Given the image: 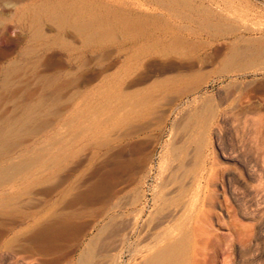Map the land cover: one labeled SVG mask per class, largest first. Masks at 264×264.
Listing matches in <instances>:
<instances>
[{
  "label": "rangeland",
  "instance_id": "rangeland-1",
  "mask_svg": "<svg viewBox=\"0 0 264 264\" xmlns=\"http://www.w3.org/2000/svg\"><path fill=\"white\" fill-rule=\"evenodd\" d=\"M41 1L0 0V169L16 171L0 174V264H77L97 238L99 264H127L137 239L128 222L160 205L171 146L203 107L218 112L205 161L244 172V186L220 192L199 264H264V51L228 59L264 41V0H196L226 20L209 34L187 21H138L165 13L145 0H88L118 12L90 35L71 26L60 35L49 17L58 10ZM26 220L54 226L49 251L27 257Z\"/></svg>",
  "mask_w": 264,
  "mask_h": 264
},
{
  "label": "bare ground",
  "instance_id": "bare-ground-1",
  "mask_svg": "<svg viewBox=\"0 0 264 264\" xmlns=\"http://www.w3.org/2000/svg\"><path fill=\"white\" fill-rule=\"evenodd\" d=\"M145 2L161 7L165 10V13H157L151 10L147 13L138 15L136 17L138 21L159 20L162 18H167L170 22H175L177 20L187 21L196 25L198 30L205 31L208 34L209 31L214 29L223 30L224 27V29L227 28L225 24L226 20L224 21V18L220 14L215 13L207 7L198 5L196 0H145ZM96 5H98L97 7H99V9H101L100 7L106 9L104 13L101 12L103 14L99 12L100 10L97 7H94L93 2L91 3L88 0H45L37 4L40 8L47 7L48 9L52 8L58 10L55 13H51L49 17L59 26L60 35L65 33L66 26H71L74 31L80 35H90V33L96 32L95 30L97 27L110 24V20L113 16L117 18L118 12L113 10V5L111 7L109 2H99ZM95 11L98 12V19H95L96 16L93 17L94 15L92 16L91 14ZM126 13L128 12L126 11ZM134 14L135 13L131 11L129 15L132 17ZM34 17L40 19V16L35 15ZM227 25L229 24L227 23ZM173 28V31L180 35L176 36V38L178 37L177 40L184 38L182 36L187 32L185 26ZM41 34L42 31H39L38 35ZM167 38L164 39L166 40ZM157 43L159 44V42ZM246 47L245 45L243 47L245 49H236L229 54L231 55L228 58L229 62H231V64L235 63L251 52L264 51V41L258 46L249 45L247 48ZM214 112L215 111H211L209 108L203 107L198 113L195 112L196 114L194 116H189V119L187 118L188 120L182 127V132L185 134L186 138L183 139L182 137L183 140L179 138V140L173 143L169 154L170 161L162 168L163 171L161 173H167L168 177L164 176L160 178L163 180V187L161 186L163 189V196L159 199L161 202L155 199L158 200L160 205L155 204L154 211H152L153 209L151 210L149 219L142 222V224H140L137 217L134 218L133 221H129L128 219V225H132V232L136 231L137 239L132 242V257L127 264H199L198 256L200 251L199 248L201 247L199 245L201 242L199 243V241L202 237L204 239V236L209 234L213 226L214 210L220 205V192L232 194L237 190L234 189L235 187L243 185L240 179H242L244 172L234 173L233 170L229 168L219 167L216 162L209 165L204 159L205 150L209 146L207 134L211 131V120L213 121V119L216 118L215 113L218 114V112ZM8 122L10 121L6 123L8 124ZM7 124H5V126ZM11 125L13 127L16 126L14 124ZM11 127L9 125V128ZM0 128L5 129L3 125ZM10 130L8 131L7 129L8 132H11ZM5 133L6 131L3 134ZM1 149H3L2 146L0 148V158L3 157L1 156ZM5 154L7 155L8 153L5 152ZM121 158L120 162L123 160ZM120 162L118 163L123 166L124 162ZM14 166L16 167V165ZM11 168L2 167V170L0 169L2 180L5 181L9 174L13 175L11 174V170H13ZM237 173L239 175H236ZM244 184H246V180ZM233 185L235 186L234 188L231 187ZM240 189L244 188L241 186ZM240 193H242V191ZM144 211L145 210L142 209L140 213H144ZM124 219L122 220L124 221ZM119 221L121 222V220ZM120 222L117 223V225L121 224ZM117 225H114L115 227L111 226L114 230L110 229V226L102 228L100 234L104 235L106 231H108V234L110 231L113 233L116 232L119 226ZM239 226L242 227H240L241 229L245 227L242 224ZM231 227H233V224ZM102 237L106 240L104 236ZM105 237H107V235ZM126 239H129L128 235L126 238H123L122 242L127 241ZM99 244H102L100 239H92L88 247L85 248L86 250L83 256L79 258L77 264H99L97 262V251L99 246H101ZM102 245L104 246L105 244ZM102 250L105 251L104 248ZM213 264L231 263L228 260V256H226L221 263L219 261H214Z\"/></svg>",
  "mask_w": 264,
  "mask_h": 264
},
{
  "label": "crops",
  "instance_id": "crops-1",
  "mask_svg": "<svg viewBox=\"0 0 264 264\" xmlns=\"http://www.w3.org/2000/svg\"><path fill=\"white\" fill-rule=\"evenodd\" d=\"M28 218V216H27ZM20 241L21 245L26 243V254L27 257L30 254V257L38 255L39 252L45 253L51 249L53 243V232L54 226L51 222H48L42 227L39 226L38 222L33 220H26L25 228L24 222H21L20 227ZM25 229V231H24ZM45 264H52L50 261Z\"/></svg>",
  "mask_w": 264,
  "mask_h": 264
}]
</instances>
